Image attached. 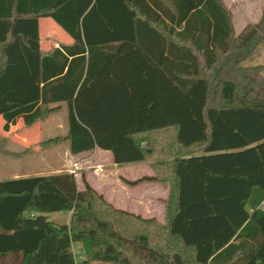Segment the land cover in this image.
<instances>
[{
	"label": "trees",
	"instance_id": "trees-1",
	"mask_svg": "<svg viewBox=\"0 0 264 264\" xmlns=\"http://www.w3.org/2000/svg\"><path fill=\"white\" fill-rule=\"evenodd\" d=\"M42 18L71 41L44 49ZM259 18L235 34L222 0H0L2 128L65 104L72 154L146 162L121 181L167 188L161 223L70 171L0 180V264H264V78L242 63Z\"/></svg>",
	"mask_w": 264,
	"mask_h": 264
},
{
	"label": "rangeland",
	"instance_id": "rangeland-1",
	"mask_svg": "<svg viewBox=\"0 0 264 264\" xmlns=\"http://www.w3.org/2000/svg\"><path fill=\"white\" fill-rule=\"evenodd\" d=\"M230 7L231 19L233 20V30L236 32L243 26V22H256L260 18L263 7V0H222ZM41 45L44 49H49L57 42H68L70 37L65 34L51 18H42L39 21ZM246 24V23H245ZM252 55L242 63L248 67H256L257 72L264 78V29L262 39ZM3 122L0 117V123ZM23 126L22 120L13 126ZM40 128L41 140L37 146L28 148L29 159L26 156L11 158L1 155L6 160L0 163V180H6L14 174L27 173L28 175L51 174L53 170L73 172L78 186L82 187V177L91 185H96L101 191H111V186L117 182V173L120 172L129 178L147 173L150 170L146 162H133L126 164H114L110 154L106 150L98 149L80 154H72L68 150V144L63 139L67 130L66 107L61 104L59 109L42 118L36 123ZM58 137L57 140L54 138ZM15 151H20L13 148ZM105 151V152H104ZM110 188V189H109ZM50 220L66 222L68 214L65 211H55L49 213ZM82 246H75L74 254L76 260L84 257ZM90 264H111L107 262L93 261Z\"/></svg>",
	"mask_w": 264,
	"mask_h": 264
},
{
	"label": "crops",
	"instance_id": "crops-1",
	"mask_svg": "<svg viewBox=\"0 0 264 264\" xmlns=\"http://www.w3.org/2000/svg\"><path fill=\"white\" fill-rule=\"evenodd\" d=\"M227 7L230 9L229 6ZM245 23L247 24V23H256V22L245 21L243 22V26L240 28V30L246 25ZM232 25H233V20H232ZM240 30L237 32L234 30V33L237 34L240 32ZM3 123L4 121L3 122L1 121L0 123V154L1 155L6 154V156H10L11 158H16V157L20 158L23 155L27 157L26 161H28L29 159L28 148L30 146L31 147L37 146V143H39L41 140L40 128L38 126L26 127L24 125L23 126L11 125L8 129L4 130L2 128ZM13 148H17L20 151H15L13 150ZM98 149L99 148H94L93 151L98 150ZM105 153H107L108 155L110 154L112 158L110 151L106 150ZM5 160H6L5 157L0 156V163L4 162ZM145 168H146V171L148 172L141 174L140 176L138 175L135 178H138L141 176H149L150 174H152L151 168L150 170H147L148 169L147 167ZM53 172H59V170H53L51 174ZM43 174H47V173H43ZM116 175H117V182H114L112 184L111 189L109 188L111 191H114L113 193L109 192V190L101 191L94 184H92V186L98 192L103 194V196L115 208L117 209L120 208L130 213L140 214L144 218L154 217L159 222L163 223L164 218H165L163 200L166 199L167 188L166 187L164 188L163 186H161L159 183L155 181L142 182V183H139L133 186H128L123 181H121L120 177L126 178L128 180H133L134 178L133 179L129 178L120 172H118ZM22 176H28V174L22 172L20 174H14L9 178H20ZM66 214H68V220L66 222L64 221L65 223L69 221V218L71 215L69 212H66ZM54 222L64 223V222H60L56 220ZM71 246L74 252L75 246H80V243L74 242L72 243ZM83 259L84 257H82L78 261H81Z\"/></svg>",
	"mask_w": 264,
	"mask_h": 264
},
{
	"label": "built area",
	"instance_id": "built-area-1",
	"mask_svg": "<svg viewBox=\"0 0 264 264\" xmlns=\"http://www.w3.org/2000/svg\"><path fill=\"white\" fill-rule=\"evenodd\" d=\"M263 204H264V202H263Z\"/></svg>",
	"mask_w": 264,
	"mask_h": 264
}]
</instances>
